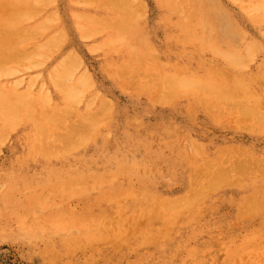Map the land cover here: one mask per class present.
I'll return each instance as SVG.
<instances>
[{
  "label": "bare ground",
  "instance_id": "1",
  "mask_svg": "<svg viewBox=\"0 0 264 264\" xmlns=\"http://www.w3.org/2000/svg\"><path fill=\"white\" fill-rule=\"evenodd\" d=\"M154 1L163 8L154 24L170 26L171 29L163 28L165 35L177 39L179 49L184 50L174 54L184 56L192 48L208 49L209 56L198 52L195 61H187V56L180 57L177 63L170 62L173 59L167 57L168 45L153 40L139 14L141 3L135 6L137 12L130 0H62L61 14L55 9L56 0H0V150L18 140L17 155L55 159V166L85 157L82 159L88 165L90 178L94 161L88 154L100 139L108 138L109 132L117 128L114 120L118 113L124 117L122 124L131 125L155 110L159 115L154 121L161 124L166 120L163 113H171L178 105L187 120L200 113L207 121L235 120L236 128L248 135L264 134V0H229L231 7L219 0ZM173 10L185 11L183 18L187 19L194 14L195 23L189 33L174 32L177 28L168 21V13ZM80 49L99 55L100 77L87 67ZM255 60L257 63L251 67L249 63ZM108 86L124 91L129 103L142 99L145 109L137 110L129 104L118 107L106 94ZM182 128L190 160L185 191L166 196L157 192L150 180L146 185L142 179L144 169L133 167L134 171L128 165L129 169L117 168L127 186H101L106 194L92 197L89 205L94 208L102 203H121L136 209V213L117 228L116 235H85L80 236L82 241L90 245L105 238L113 244L121 239L132 245L150 243L169 236L176 219L186 217L187 223L189 217L202 210L206 200L226 189H244L239 201L241 208L249 212L264 207V151L227 141L216 146ZM133 177L136 183L130 181ZM66 187L59 186L60 195L76 196L74 190ZM89 187L93 189V184ZM126 194L131 197L128 199ZM78 218L77 215L75 219ZM58 222L60 229L66 227ZM70 233L61 234V239H75Z\"/></svg>",
  "mask_w": 264,
  "mask_h": 264
},
{
  "label": "rangeland",
  "instance_id": "2",
  "mask_svg": "<svg viewBox=\"0 0 264 264\" xmlns=\"http://www.w3.org/2000/svg\"><path fill=\"white\" fill-rule=\"evenodd\" d=\"M133 1L130 0L134 10L136 4L141 3L140 11H135H139V14L145 19V24L150 28L153 40L168 45L167 57L173 59V61L169 59L170 62L177 63L179 59H187L188 57L187 61H195L198 52L209 56L210 51L208 49L195 50L192 48L187 50L189 52L187 55L174 54L179 50L181 52L184 50L179 49L177 39L172 38L171 35H165L163 28L171 29L170 26L166 25L167 27H165L160 23L154 24L158 13L163 8H160L159 3L154 0ZM177 1L181 3L184 0ZM219 2L226 7H231L229 0H219ZM63 7L62 0H56L55 9L59 10V14L63 11ZM168 14V21L174 25V29L177 28L174 30L175 33H189L191 31L195 23L193 13L190 14L189 19L183 18L185 16L183 10H173ZM137 17L141 16L138 15ZM154 25H157L155 31ZM245 26L247 30L252 31L249 25ZM79 52L90 71L96 77H100L97 71L99 55L89 53L85 49ZM262 56L257 58L258 62L261 61ZM257 61L249 63L250 66L254 67ZM212 64L210 62L208 65L211 66ZM104 85L106 86L108 83L105 82ZM106 94L118 107H125L129 104L130 107H135L137 110L145 109L146 104L142 99L136 100L135 103H129L128 95L119 88L108 86ZM152 112L141 121L131 125L129 123L122 124L124 117L120 113L117 114L114 120L117 128L109 132L108 138L105 136V138L100 139L88 154L94 161L92 162V172L90 170L93 178H89L88 165L83 160L85 157H82L83 159L76 158L77 160H74L73 163L72 161H65L64 164L55 166V159L40 160L37 157L17 155L15 152L19 148L18 140L10 142L11 146H3L0 150V264H264V207L253 212L241 208L239 195L244 189L233 188L216 193L212 198L205 201L202 210L198 212L199 214L194 213L189 217L191 219L187 223H184L186 217L176 219V225H172L173 230L169 231V233L171 232L169 236L153 239L150 243L134 245L126 239L118 240L114 243L115 245L106 241V238L116 235L118 229L121 228L120 225L125 224L136 213V209L121 203H102L94 208L89 205L92 197H101V195L106 194L102 191V187L105 185L120 183L122 187L127 186V180L122 179L120 172H116L117 168L144 169L145 173L142 179L147 181L146 185L150 180L154 189L159 193H165L166 196L177 195L185 191L190 160L188 158L189 148L186 146L185 137L181 135L182 127L186 128L191 136L199 138L201 141L209 139V143H214L216 146L227 141L245 146L251 145L254 149L264 151V134L261 133L260 137H255L243 133L239 128H236L235 120L221 118L207 121L200 113H196L190 120H187L183 110L178 105L173 108L171 113H163L162 117H164L163 119L166 118L165 122L156 124L154 120L159 112L155 110ZM72 119L70 118V121ZM126 130L128 131L126 132ZM61 168L66 170L63 171ZM77 173L79 174L76 175ZM148 173L149 175H147ZM58 174L62 178L58 177ZM96 174L101 175L102 178ZM111 174L112 176H110ZM133 174L135 176V173ZM68 175L69 177H66ZM107 176L110 177L107 178ZM58 178L60 179L58 180ZM73 180H76L77 183ZM130 181L136 183L134 177ZM88 182L93 184V189H90ZM66 185L76 192L74 195L78 196L77 198L73 194L69 196L60 195L59 186L61 189ZM50 186L52 187L50 188ZM55 189L58 193L54 192ZM126 196L128 199L131 197L129 194ZM85 203L88 204L89 208ZM80 214L82 217L85 214L84 218ZM77 215L79 218L75 219ZM66 216L69 218L67 219ZM70 218L72 226L76 220L73 228L69 224ZM58 220L61 222L64 220L62 224H66L65 229L63 227L60 229L57 226V224H61ZM67 220L68 222H66ZM81 221L84 224L81 225ZM92 230L93 232L96 230L94 234ZM66 233H70L76 238H68L64 242L61 239V234L65 235ZM112 233L113 235H111ZM96 234L101 237L107 235V237L103 241L95 242L94 245L81 240L82 236ZM62 242L64 243L61 244ZM102 246L104 247L102 248ZM46 251L52 253L49 254Z\"/></svg>",
  "mask_w": 264,
  "mask_h": 264
}]
</instances>
